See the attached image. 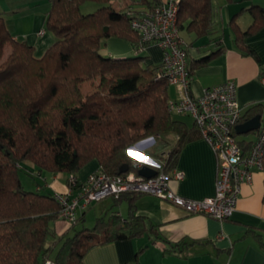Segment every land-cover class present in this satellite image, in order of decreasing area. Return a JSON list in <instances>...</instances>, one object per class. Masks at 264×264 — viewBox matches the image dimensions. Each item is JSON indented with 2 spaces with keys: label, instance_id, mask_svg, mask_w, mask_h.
Here are the masks:
<instances>
[{
  "label": "trees",
  "instance_id": "1",
  "mask_svg": "<svg viewBox=\"0 0 264 264\" xmlns=\"http://www.w3.org/2000/svg\"><path fill=\"white\" fill-rule=\"evenodd\" d=\"M89 1L98 4L83 11ZM139 1L148 3L147 12L159 0ZM212 9V0H179V30L194 32L195 39L207 36L219 45L200 59H190V77L196 67L223 50L220 37L212 36ZM250 10L253 21L247 29L235 17L230 23L238 47L246 54L254 51L245 37L264 25V6L253 4ZM134 17L137 15L116 9L112 0H51L45 29L54 39L37 55L28 40L14 37L0 11V264H47V260L85 264L86 253L95 245L145 232L153 241L160 238L158 226L137 212L136 202L143 193L127 191L115 196L118 201L128 199L127 217L112 212L88 227L83 212L75 222L69 221L72 233L49 241L56 234L54 222L65 219L60 216L62 204L42 183L35 189L26 188L20 176L25 160L40 171L68 175H76L93 159L108 174L126 172L121 171L124 164H128L127 171L139 172L126 149L152 135L162 142L175 137L164 159L165 171H169L177 164L183 146L203 136L194 119L189 123L169 110L171 84L158 76L162 62L148 61L143 53L148 43L132 27ZM109 37L129 40L134 54L104 55ZM5 41L12 50L2 61ZM187 52L189 59L188 48ZM98 76L97 89L84 94L82 83ZM262 112L260 103L252 104L240 121ZM232 134L245 151L256 139L238 134L235 127ZM79 224L82 226L77 227ZM255 236L264 248L261 235L255 232ZM173 247L165 250L175 251Z\"/></svg>",
  "mask_w": 264,
  "mask_h": 264
},
{
  "label": "crops",
  "instance_id": "2",
  "mask_svg": "<svg viewBox=\"0 0 264 264\" xmlns=\"http://www.w3.org/2000/svg\"><path fill=\"white\" fill-rule=\"evenodd\" d=\"M161 1L166 0H159L157 3ZM97 3L89 1L84 5L90 8ZM112 3L116 9L137 16L142 15L149 7L148 3L139 0H112ZM253 4L264 6V0H212L214 21L212 36L220 37L219 44L223 46V50L208 63L194 69L191 86L193 93L199 95L207 87L233 80L237 85L242 114L252 104L260 103L263 119L264 84L260 80V75L264 63V25L245 37V43L254 51L246 54L238 47L230 24L231 19L235 17L240 27L247 29L253 21L250 10ZM50 7L51 0H0V11L5 15L14 37L28 40L34 45L37 55L43 54L54 39L53 34L45 29ZM248 12L250 14H247ZM24 16L27 17L25 20ZM22 21L21 25L17 24ZM15 32H22L23 36L18 33L21 36L19 37ZM180 35L189 50V62L191 58L200 59L206 56L219 46L207 36L195 39L196 34L194 33L193 36L192 31L184 35L180 32ZM185 35L189 39L185 38ZM157 47L156 44H151L150 47L146 46L143 49V53L148 55V61L161 62V58L153 57ZM103 49L112 56H127L135 52L129 40L118 37L107 38ZM171 87L174 93L170 88V98L176 97V89L173 85ZM187 122L191 123L193 120ZM256 136L257 133H250L245 137L253 139ZM174 139L175 137H171L169 141H161L166 147L163 153L165 158ZM156 143V137L155 139L151 137L150 142L144 145L145 151L149 152ZM218 163V156L209 141L204 136L197 137L183 146L177 164L168 171L169 173L173 170L183 171L184 177L182 179L171 177L169 185L185 197L201 199L213 196ZM99 168L98 160L93 159L86 163L76 176L83 180ZM42 184V188L54 193L70 191L68 174L53 173L51 178L45 177V182ZM77 193L78 190L73 188L71 195ZM263 198L264 171L259 168L252 169L251 177L241 184L237 207L233 214L224 220L203 213H187L181 207L156 195L143 193L136 202L137 212L158 226L160 238L153 241L152 236L145 232L131 238L95 245L86 253L85 264H224L225 262L264 264V248L255 236V232L260 234L264 242ZM93 206L97 218L99 216L106 218L109 212H116L123 217H127L129 213L127 198L118 201L115 196L110 195L85 208H78V216L85 212L86 220L88 211ZM69 224L65 219L56 220L53 224L56 234L60 236L70 233L72 228ZM166 247H173L175 251H166ZM177 248H180V251H176Z\"/></svg>",
  "mask_w": 264,
  "mask_h": 264
},
{
  "label": "built area",
  "instance_id": "3",
  "mask_svg": "<svg viewBox=\"0 0 264 264\" xmlns=\"http://www.w3.org/2000/svg\"><path fill=\"white\" fill-rule=\"evenodd\" d=\"M178 10L179 0L161 1L152 10L134 17L131 24L141 35L143 42L156 44L163 50L162 68L158 76L166 77L177 92V96L169 100V110L175 114H191L202 135L219 157L215 194L197 199L174 191L169 185V179H182L184 172L165 171L164 160H158L145 151L144 145L150 142L151 137L155 139L152 135L129 145L126 151L139 168L143 165L153 167L156 170L153 176L147 177L134 170L112 175L101 168L91 172L83 180L75 174L69 175L70 191L55 193L62 204L60 216L68 221H76L78 208H85L110 195L118 196L127 191L150 193L181 207L187 213H203L224 220L236 209L241 184L251 177L252 169H262L263 119L248 151L243 150L232 134L233 127L240 122L242 116L236 83L226 80L205 88L199 95L193 93L188 52L178 27ZM262 70L260 80L264 84V63ZM73 188L78 190L76 195H71ZM46 263L52 264L50 260Z\"/></svg>",
  "mask_w": 264,
  "mask_h": 264
},
{
  "label": "rangeland",
  "instance_id": "4",
  "mask_svg": "<svg viewBox=\"0 0 264 264\" xmlns=\"http://www.w3.org/2000/svg\"><path fill=\"white\" fill-rule=\"evenodd\" d=\"M91 9L92 8H90V10ZM83 11H89V7H86V5H84ZM247 14H250V13L248 12ZM25 18H27V17L24 16V20H25ZM23 21L18 22L17 24L21 25L23 23ZM27 23H28V21L26 22V24ZM28 25L26 27H28ZM180 32L182 35L188 33L187 30H182ZM15 33H17V35L19 37H21L20 35L23 36L22 32H15ZM18 33H21V34L19 35ZM192 35L195 36L193 32H192ZM184 37L189 39V37L187 35H185ZM18 39H25V38L21 37ZM147 46L150 47L151 44H148ZM3 48H4V53H3L2 61L8 57L9 53L12 50V46H11L9 41H5L3 44ZM154 52L155 53H153V57L154 56H155L154 58L159 57V58H161V61H162L163 60V50L160 47H157V50H154ZM102 53L104 55H108L107 51H105V49H102ZM100 78L101 77L98 76L95 79L84 81L82 83V92L84 94H86V93H92L94 90H96L99 83H100ZM171 90H172V87H171ZM172 92L174 93L173 90H172ZM170 94H171V92H170ZM174 116H176L177 118H182V119L187 120V121H192L194 119L193 116L189 113L175 114ZM243 134H244V136H248L249 133H246V134L243 133ZM144 148H146V146H144ZM165 149H166V147H165V145H163V143H161L160 138H157V143L152 145L151 150H149V152H147V153L150 156H152L158 160H161V159L163 160L165 158V155L163 154ZM41 171L42 172L40 174L39 168L29 160H25L22 162L21 170H20V176H21V179H22L26 188L35 189V188H37V185H40L41 183L45 182V177L51 178L53 175V172H50L48 170H41ZM59 173H62L63 175L67 174L66 172H59ZM94 207L95 206H93L91 209H89L88 214H87V218L84 222V225H87L89 227H93L95 222H96V219H97V213L94 212L95 211ZM110 213L111 212H109V215H110ZM109 215L106 217V219L109 217ZM79 226H82V224H79L77 227H79ZM72 231L73 230H70V233H72ZM56 236H59V234H55L54 236L50 235L49 241H52L53 238H55ZM57 247H55L54 251L57 249Z\"/></svg>",
  "mask_w": 264,
  "mask_h": 264
},
{
  "label": "water",
  "instance_id": "5",
  "mask_svg": "<svg viewBox=\"0 0 264 264\" xmlns=\"http://www.w3.org/2000/svg\"><path fill=\"white\" fill-rule=\"evenodd\" d=\"M261 124H262V115L256 114V115L236 124L235 129H236V132L238 134H243V133H248L251 131H256L257 129L260 128ZM127 169H128V164H124L121 167L122 172L127 171ZM139 173L144 175V176L150 177V176H153L156 174V170L149 165H143L139 169Z\"/></svg>",
  "mask_w": 264,
  "mask_h": 264
},
{
  "label": "clouds",
  "instance_id": "6",
  "mask_svg": "<svg viewBox=\"0 0 264 264\" xmlns=\"http://www.w3.org/2000/svg\"><path fill=\"white\" fill-rule=\"evenodd\" d=\"M240 122H242V121H240Z\"/></svg>",
  "mask_w": 264,
  "mask_h": 264
}]
</instances>
